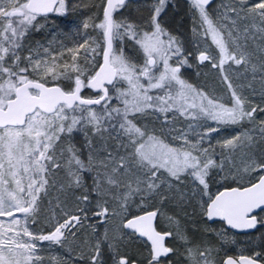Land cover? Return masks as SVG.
<instances>
[{
  "label": "snow or ice",
  "instance_id": "6c2138e0",
  "mask_svg": "<svg viewBox=\"0 0 264 264\" xmlns=\"http://www.w3.org/2000/svg\"><path fill=\"white\" fill-rule=\"evenodd\" d=\"M0 264H264V0H0Z\"/></svg>",
  "mask_w": 264,
  "mask_h": 264
}]
</instances>
